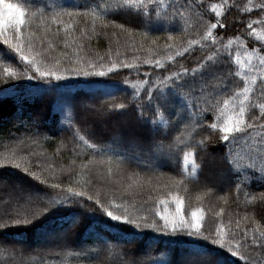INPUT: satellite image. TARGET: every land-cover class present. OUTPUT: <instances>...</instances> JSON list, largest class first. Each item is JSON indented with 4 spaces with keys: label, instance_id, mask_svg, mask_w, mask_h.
Returning a JSON list of instances; mask_svg holds the SVG:
<instances>
[{
    "label": "trees",
    "instance_id": "trees-1",
    "mask_svg": "<svg viewBox=\"0 0 264 264\" xmlns=\"http://www.w3.org/2000/svg\"><path fill=\"white\" fill-rule=\"evenodd\" d=\"M3 2L25 10L29 60L12 47L9 23L0 32V264H264L253 242L264 231L261 0ZM87 105L107 114L103 130L80 119ZM212 171L225 189L211 186ZM162 216L201 232L143 225Z\"/></svg>",
    "mask_w": 264,
    "mask_h": 264
},
{
    "label": "snow or ice",
    "instance_id": "snow-or-ice-1",
    "mask_svg": "<svg viewBox=\"0 0 264 264\" xmlns=\"http://www.w3.org/2000/svg\"><path fill=\"white\" fill-rule=\"evenodd\" d=\"M125 3L128 4L129 0H124ZM152 2H156V0H152ZM157 6H159L157 4ZM257 7H259L260 9L264 10V0H261V2L257 5ZM145 10L147 11V8H145ZM69 15H71V13H69ZM97 15H100V13L97 12ZM25 17V10L17 4H5L2 0V2H0V32H2L3 28L8 25L9 23H12L14 25L15 28V33H16V40L17 43L15 45H12V47H14L15 51L20 54L21 59L28 61L29 57L26 56L24 54V50L21 47L22 44V38H21V26L25 23L24 20ZM213 28L217 27L216 24L212 25ZM4 43L8 44L9 40L7 38L4 39ZM30 46V45H29ZM33 64V67H35V62L34 61H30ZM36 71L39 72L41 77H46V76H55V77H59L56 75L55 72H49V71H41L38 67L36 68ZM5 72L8 73V70L5 69ZM185 72H187V69H185ZM76 74H81L80 72H76ZM89 73L84 72L83 75L87 76ZM167 79V78H166ZM248 89H245V92H247ZM225 103H227V101H225ZM118 107H123V105H119ZM262 109H264V105L261 106ZM244 112V108L241 107L240 108V113L243 114ZM213 127H215V125H213ZM232 131V127L229 126L228 124L225 125V132H231ZM224 139L228 138L227 136L223 137ZM16 167H20L19 164L15 165ZM25 172L28 171V169H24ZM34 175V174H33ZM54 188H59L60 186L58 184L53 185ZM69 193H72V190L69 189L68 190ZM75 195L79 196L82 195V193H74ZM260 199H264V193L260 194ZM89 199H91V197H89ZM177 202H178V211H179V201L177 198ZM97 203H99V201H97ZM47 208L46 207H42L41 209H39L38 211H34L31 213V219L28 218H24L23 220L16 218V219H12V225H27L29 223L32 222L33 219L38 218L42 212L46 211ZM107 215L112 217L113 219L117 220V221H122V222H132L133 224H138L140 225L141 222L131 219L128 216H121V215H114L111 211L107 212ZM193 216H196V213H193ZM164 221L163 225L158 224L157 222L153 221L151 223L147 222V219L145 218L143 225L147 226V227H160L162 229H169L171 228V230H176L178 228H183V229H193L195 232H201L200 230V225L199 223H188L187 221H185L183 219V217H172L169 218L168 216H162L161 217ZM199 218L197 217V220ZM7 223H0V228H4L7 227ZM253 242L259 244L261 247H264V231L260 232V236L259 238L257 237H253ZM216 243H221L223 244V240L221 241H216Z\"/></svg>",
    "mask_w": 264,
    "mask_h": 264
},
{
    "label": "rangeland",
    "instance_id": "rangeland-1",
    "mask_svg": "<svg viewBox=\"0 0 264 264\" xmlns=\"http://www.w3.org/2000/svg\"><path fill=\"white\" fill-rule=\"evenodd\" d=\"M92 110L89 108V106L87 105V107H81V114L79 115V117H80V119L84 122V123H86V121L88 122V123H91L92 122V124H94V125H96V126H98V127H100V129H104L103 128V123L105 122H107L108 120H107V114H105V113H102V114H99V115H97V114H95V115H91V113H93V112H91ZM118 118H121V117H118ZM120 121H122V119H119ZM87 123V124H88ZM87 124H85L86 126H85V129H86V131H90L91 130V128H90V126L89 125H87ZM126 143L128 144V146L129 147H133V141L130 139V138H127V140H126ZM131 152L132 153H134V154H137L136 152L137 151H135V150H131ZM147 154H149V153H147ZM151 155L153 156V154H150L149 156L148 155H146V157H151ZM159 160H157L156 162H158ZM165 162H166V164H168V161L169 162H171L170 161V159L169 160H164ZM161 162V161H160ZM208 170H212V167L211 166H208ZM213 172V171H212ZM212 174V177H210V181H211V186L213 187V188H219V189H225V187H226V185H227V183H228V181H226L224 178H223V176H222V172H213V173H211ZM12 181H14V183H15V188L16 187H18V185L20 184V182H18L17 180H13V178H10ZM29 192L30 193H28V194H26V195H31L30 197H34L35 196V192H34V190L32 189V188H29ZM204 195V194H203ZM27 197V196H26ZM25 199H27V198H25ZM55 236H58L56 233H51V237H55ZM82 249V248H81ZM14 260V259H13ZM18 261V263H22L20 260H17ZM103 263L104 264H125V262L123 261V259L121 258V257H117V258H111V259H105L104 261H103ZM58 264H61V263H58ZM186 264H189V263H186ZM191 264H197V263H191ZM215 264H221V262L220 261H217Z\"/></svg>",
    "mask_w": 264,
    "mask_h": 264
}]
</instances>
